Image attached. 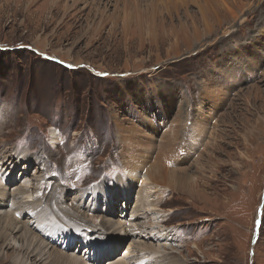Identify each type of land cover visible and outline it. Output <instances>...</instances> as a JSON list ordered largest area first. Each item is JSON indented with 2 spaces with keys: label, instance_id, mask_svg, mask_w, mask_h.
Instances as JSON below:
<instances>
[{
  "label": "rangeland",
  "instance_id": "obj_1",
  "mask_svg": "<svg viewBox=\"0 0 264 264\" xmlns=\"http://www.w3.org/2000/svg\"><path fill=\"white\" fill-rule=\"evenodd\" d=\"M25 1L0 0V151L18 161L3 183L40 175L70 205L105 182L97 207L123 219L148 172L165 261L264 264V0H211L207 27L203 0H63L50 23L57 0Z\"/></svg>",
  "mask_w": 264,
  "mask_h": 264
},
{
  "label": "bare ground",
  "instance_id": "obj_2",
  "mask_svg": "<svg viewBox=\"0 0 264 264\" xmlns=\"http://www.w3.org/2000/svg\"><path fill=\"white\" fill-rule=\"evenodd\" d=\"M203 1V4H199L198 1L197 5L207 27L210 26L206 22V17L211 14L210 9H207L211 0ZM62 2L63 0H57L55 3L46 5L47 22H52L60 15V12L65 15L66 3ZM25 3L26 7L33 6L36 0H26ZM220 8L223 9L222 3ZM222 11H224L222 18L225 20L227 13L225 10ZM42 14L36 13L35 15L41 18ZM218 17L214 16L215 19ZM218 21L219 19H217ZM221 22L218 23L221 24ZM41 45L37 43L34 47L40 49ZM60 59L66 61L62 57ZM78 61L74 64L80 63ZM179 130L181 129L176 128V132L174 131L176 140ZM56 139L55 134H52L50 137L52 143ZM141 162L134 163L136 166L132 163L128 164L129 166L125 164L129 167L128 172L132 174L134 170V173H137L141 168ZM17 163V156L14 153L0 151V261L8 264H101L105 259V264H176L172 261H165L166 253L161 250L162 248L160 249L159 242L165 237L167 239L169 234L165 228H158L160 215H157L159 214L157 209H160L157 203V209L155 208V203L150 198V193L155 186H153L152 178L148 172L143 174L136 198L129 210L125 212L126 216L123 219L121 217L117 219L112 217L114 210L105 214L97 206L101 200L107 201L105 197L110 199L116 197L115 192L118 189L111 190L105 182L97 183L89 189L90 191L79 188L74 192L72 204L68 205L64 202L63 196L54 197L53 194L47 197V195L38 194L40 175H34L32 178L20 175L15 178V184L9 189L8 183H3V180H5L6 173L8 174ZM164 172L173 181H176V178L180 181L188 178L187 175L177 176L175 170H167L166 167ZM126 179L132 180L133 177L127 176L125 179L117 177L116 182L122 183ZM122 185L119 187L118 184V188L122 191L129 192V188H134L132 183ZM84 194L88 195L91 206L85 204ZM108 205H110V201H108ZM144 213L149 214L150 222L140 225L137 218ZM153 231L157 232V243H154L156 237ZM119 238H128L129 240L121 253L116 254L118 252L116 249L120 246ZM100 239L107 241L110 239L111 242L96 244ZM76 240H78L77 246L74 244L77 242ZM255 240L256 236L252 242L254 243ZM94 243L97 246L94 247ZM104 252L106 253L104 254Z\"/></svg>",
  "mask_w": 264,
  "mask_h": 264
},
{
  "label": "water",
  "instance_id": "obj_3",
  "mask_svg": "<svg viewBox=\"0 0 264 264\" xmlns=\"http://www.w3.org/2000/svg\"><path fill=\"white\" fill-rule=\"evenodd\" d=\"M259 222H260V221L258 220V222H257V226H258ZM256 237H257V231H256Z\"/></svg>",
  "mask_w": 264,
  "mask_h": 264
}]
</instances>
